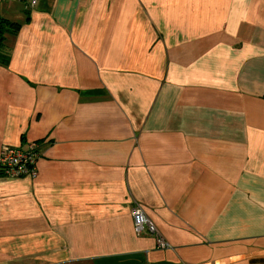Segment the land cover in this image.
Returning <instances> with one entry per match:
<instances>
[{
  "label": "crops",
  "instance_id": "1",
  "mask_svg": "<svg viewBox=\"0 0 264 264\" xmlns=\"http://www.w3.org/2000/svg\"><path fill=\"white\" fill-rule=\"evenodd\" d=\"M0 264H264V0L0 2ZM144 210L169 244L138 236Z\"/></svg>",
  "mask_w": 264,
  "mask_h": 264
},
{
  "label": "built area",
  "instance_id": "2",
  "mask_svg": "<svg viewBox=\"0 0 264 264\" xmlns=\"http://www.w3.org/2000/svg\"><path fill=\"white\" fill-rule=\"evenodd\" d=\"M0 2H25L28 8L33 9L38 6L40 0H0ZM39 155V145L34 142L28 143L25 148L4 147L0 152V172L14 179L26 176L36 178ZM132 216L138 236L148 233L156 239L159 248L170 247L142 208L135 207Z\"/></svg>",
  "mask_w": 264,
  "mask_h": 264
},
{
  "label": "trees",
  "instance_id": "3",
  "mask_svg": "<svg viewBox=\"0 0 264 264\" xmlns=\"http://www.w3.org/2000/svg\"><path fill=\"white\" fill-rule=\"evenodd\" d=\"M6 32V26L3 24V22L0 24V48L2 47L3 43V36Z\"/></svg>",
  "mask_w": 264,
  "mask_h": 264
}]
</instances>
